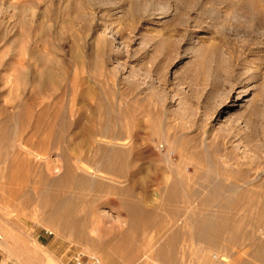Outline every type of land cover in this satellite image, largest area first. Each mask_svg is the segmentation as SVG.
<instances>
[{"label": "rangeland", "instance_id": "rangeland-1", "mask_svg": "<svg viewBox=\"0 0 264 264\" xmlns=\"http://www.w3.org/2000/svg\"><path fill=\"white\" fill-rule=\"evenodd\" d=\"M76 253L264 264V0H0V264Z\"/></svg>", "mask_w": 264, "mask_h": 264}, {"label": "bare ground", "instance_id": "bare-ground-1", "mask_svg": "<svg viewBox=\"0 0 264 264\" xmlns=\"http://www.w3.org/2000/svg\"><path fill=\"white\" fill-rule=\"evenodd\" d=\"M79 160V159H78ZM65 162V161H64ZM61 165H62V163H61ZM64 166V165H63ZM65 167V166H64ZM79 167L80 168H82V169H84V170H86V171H90V167L89 166H87L86 165V163H83L81 160H79ZM69 176H71V177H69ZM74 177H75V174H74V170H73V168L70 166V165H66V172H65V176H64V178L66 179H71L72 181H73V179H74ZM39 178H41V177H39ZM47 180V179H46ZM38 181V180H37ZM70 181V180H69ZM50 181H48V183H49ZM44 183V182H43ZM43 183H42V185L41 186H47V185H43ZM53 183V182H52ZM69 183V182H68ZM54 184V183H53ZM40 185V184H39ZM49 185H50V183H49ZM52 185V184H51ZM92 185V184H91ZM54 186V185H53ZM67 186H73V184H68ZM74 186H76V185H74ZM44 195V194H43ZM47 196H49V195H47ZM45 197V196H44ZM49 197H51V196H49ZM47 200V199H46ZM45 200V202L42 204V207L44 208V209H46V208H48L49 207V205H48V202ZM27 203H29V200H27ZM61 204V203H60ZM67 204V203H66ZM51 214H52V216H55V217H57V218H59V220H60V218H62V219H64L66 216L68 217V215H67V213L65 212V209L63 208V206L62 205H59V206H56L55 208H52L51 209ZM87 218H89L88 216H87ZM90 219H91V217H90Z\"/></svg>", "mask_w": 264, "mask_h": 264}, {"label": "built area", "instance_id": "built-area-1", "mask_svg": "<svg viewBox=\"0 0 264 264\" xmlns=\"http://www.w3.org/2000/svg\"><path fill=\"white\" fill-rule=\"evenodd\" d=\"M71 264H102V263L97 256L76 253L72 258Z\"/></svg>", "mask_w": 264, "mask_h": 264}]
</instances>
